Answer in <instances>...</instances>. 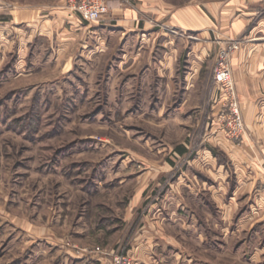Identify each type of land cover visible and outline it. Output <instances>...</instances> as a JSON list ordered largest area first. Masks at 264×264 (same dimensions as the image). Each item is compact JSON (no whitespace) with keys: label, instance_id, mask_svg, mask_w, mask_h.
Returning <instances> with one entry per match:
<instances>
[{"label":"rangeland","instance_id":"rangeland-1","mask_svg":"<svg viewBox=\"0 0 264 264\" xmlns=\"http://www.w3.org/2000/svg\"><path fill=\"white\" fill-rule=\"evenodd\" d=\"M16 1L0 0L1 11H10ZM140 1L170 9L207 1L217 4V0L125 2ZM64 7L70 11L68 0ZM228 39L211 32L217 48ZM236 52L229 60L234 97H218L217 112H227L229 99L233 100L248 133L237 97V71L231 63ZM105 60L93 71L78 69L47 84L37 75L21 76L25 71L15 58L0 67V264H58L66 254L89 261L104 258L109 264H115V256L125 255L134 264L128 240L141 228L173 238L175 243L166 248L169 255L188 251L197 259L192 264H202L200 259L204 264H264V252L257 260L252 253L264 243V194L255 188L232 194L233 166L218 170L204 148L214 144L211 137L217 133L236 145L245 137L226 138L217 114L207 129H201L203 115L196 110L190 115L192 123L184 121L186 115H178L176 124L168 120L173 115L163 114L164 119L144 115L137 90L128 86L125 77L118 82V91L109 80ZM215 64L216 60L210 80L195 83L190 104L196 103L202 87L210 93L208 108L213 105L214 88L218 92L212 79ZM179 145L188 148L183 156L175 150ZM191 156L196 160L191 161ZM160 171L164 175L155 185L152 177ZM168 184L178 188L174 193L180 200L178 209L181 203L186 206L178 217L185 221V215L194 213L198 219L192 230H186L180 219L170 220L176 205L169 204L174 195L165 191ZM145 185L150 187L147 196L155 190L164 192L159 202L162 215L147 212L150 197L134 200ZM191 188L198 194H191ZM132 216L139 217L137 225ZM202 219L204 226H200ZM198 233L206 235L202 245L190 238ZM181 257L179 264H186Z\"/></svg>","mask_w":264,"mask_h":264},{"label":"crops","instance_id":"crops-1","mask_svg":"<svg viewBox=\"0 0 264 264\" xmlns=\"http://www.w3.org/2000/svg\"><path fill=\"white\" fill-rule=\"evenodd\" d=\"M125 1L108 0V14L94 24L85 23L77 14L65 9L66 0L16 1L10 11H0V67L9 58H15L17 65L25 71L18 75L27 79L37 75L41 83L47 84L78 69L82 73L87 68L93 71L104 58L109 80L115 82L118 91V82L126 78L128 86L137 90L144 115H157V119H164L163 114L173 115L168 120L174 124L178 115H186L184 121L192 123L190 115L196 110L203 115L201 129L204 126L207 129L211 121L214 124L218 113L219 91L215 93L214 88L211 97L215 100L209 108L210 93L206 94L202 87L196 103L190 104L189 99L195 83H205L209 79L216 60L217 47L211 40V32L217 31L223 38L242 39V47L231 63L237 71L234 74L237 97L248 133L240 145L217 133L211 137L214 144H204V148L218 170L222 171L225 165L233 166L232 194L241 191L240 188H245L243 193L255 188L264 194V0H217V4L207 1L178 9L141 1L130 5ZM217 156L223 159L218 161ZM190 159L196 160L194 156ZM163 175V172H157L152 177L153 184H159ZM202 175L210 178L207 173ZM179 178L178 175L175 181ZM168 185L165 191L178 194V188ZM148 187L145 185L137 192L134 200L140 196L144 200L150 197L147 212L162 215L164 207L159 202L163 200L164 192L159 194L155 190L153 196H147ZM191 189H188L191 194H198V190L193 192L196 190ZM179 202L177 195L170 197L169 204L176 205V209L171 208L169 214L174 217L170 220L180 219L186 230H192L198 219L194 213L189 217L185 215V221L179 218L186 207L181 203L178 209ZM132 220L137 225L139 217L132 216ZM204 224L202 219L200 226ZM134 235L129 238L127 249L134 264H179L181 255V263L192 264L197 260L184 250H176V256H170V250L166 248H171L175 241L162 233L156 235L141 228ZM193 237L201 245L207 239L203 233L190 235ZM263 252L264 243L253 249V258L257 260L258 254ZM200 260L204 264L203 259ZM60 261L58 264H109L104 258L89 261L76 259L71 254H66Z\"/></svg>","mask_w":264,"mask_h":264},{"label":"built area","instance_id":"built-area-1","mask_svg":"<svg viewBox=\"0 0 264 264\" xmlns=\"http://www.w3.org/2000/svg\"><path fill=\"white\" fill-rule=\"evenodd\" d=\"M68 4L70 11L77 14L87 24L98 23L109 11L106 0H68ZM2 8L3 5L0 3V11ZM241 44V39H228L222 41L217 48L216 64L212 71V79L218 87L220 97L222 95H229L230 99L234 97V85L231 78L229 60L232 53L239 50ZM230 99L227 112L219 110L217 113V122L221 125V130L225 133L226 138L238 140L246 136V131L238 115L237 105ZM114 263L132 264V261L125 255H119L114 257Z\"/></svg>","mask_w":264,"mask_h":264},{"label":"trees","instance_id":"trees-1","mask_svg":"<svg viewBox=\"0 0 264 264\" xmlns=\"http://www.w3.org/2000/svg\"><path fill=\"white\" fill-rule=\"evenodd\" d=\"M175 150L179 155H183L184 153L187 152L186 148L182 145L175 147Z\"/></svg>","mask_w":264,"mask_h":264}]
</instances>
